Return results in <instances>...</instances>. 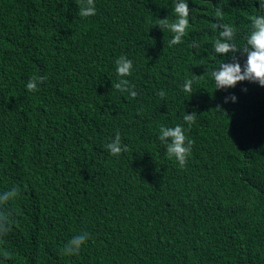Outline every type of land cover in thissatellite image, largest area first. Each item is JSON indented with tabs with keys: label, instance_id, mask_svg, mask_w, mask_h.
Segmentation results:
<instances>
[{
	"label": "trees",
	"instance_id": "obj_1",
	"mask_svg": "<svg viewBox=\"0 0 264 264\" xmlns=\"http://www.w3.org/2000/svg\"><path fill=\"white\" fill-rule=\"evenodd\" d=\"M95 3L0 0V193L16 189L0 264H264V87L212 76L243 62L264 0H189L177 42L176 0ZM224 24L235 53L215 52ZM122 55L136 97L114 87ZM176 124L194 141L183 167L157 139Z\"/></svg>",
	"mask_w": 264,
	"mask_h": 264
},
{
	"label": "clouds",
	"instance_id": "obj_2",
	"mask_svg": "<svg viewBox=\"0 0 264 264\" xmlns=\"http://www.w3.org/2000/svg\"><path fill=\"white\" fill-rule=\"evenodd\" d=\"M175 11L180 14L181 19L179 25L173 24L170 26L176 31L173 42L180 40L187 26L189 0H176ZM96 12L95 0H81L79 9L80 16H94ZM253 25V30L248 35L245 46L239 50L243 54V62L241 63L239 59L234 58L230 61L222 62L218 68L212 71V76L216 85L215 89L234 87L237 82L245 80L264 87V16H257L253 21ZM221 27L223 31L220 33V36L223 37V39L215 42V52L220 54L237 52L238 50L235 44L232 43V37L235 32L234 27L228 24H224ZM115 64V71L121 78L114 84V87L121 92H126L130 97H136L137 92L135 90V85L127 79L133 71V60L122 55L116 59ZM45 79L46 77L43 75L29 79L25 87L28 91H36L39 82H43ZM191 84L192 81L188 79L184 82L182 87L191 93ZM229 99L235 102L237 98L232 94L230 97H225V102H228ZM183 119L188 122V127L190 128L191 122L194 119V112L186 113ZM157 139L165 146L166 154L174 158L176 163L183 167L192 151V145L194 143V141L186 135V128L182 124H176L174 126L161 125ZM105 147L109 154L113 156L127 150V145L122 143L119 132L114 134L106 143ZM15 195V188L0 193V236L6 234L9 230V210L7 209V204ZM88 239L89 233L85 231L73 235L65 243L63 252L67 255L77 254L81 250V246Z\"/></svg>",
	"mask_w": 264,
	"mask_h": 264
}]
</instances>
